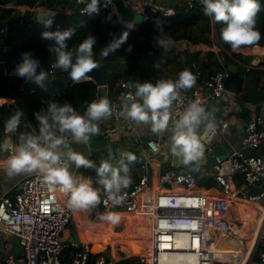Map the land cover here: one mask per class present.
Returning <instances> with one entry per match:
<instances>
[{
	"label": "built area",
	"instance_id": "1",
	"mask_svg": "<svg viewBox=\"0 0 264 264\" xmlns=\"http://www.w3.org/2000/svg\"><path fill=\"white\" fill-rule=\"evenodd\" d=\"M89 2L90 0H74V7L81 14V10ZM186 6L191 8L202 4L200 0H186ZM120 7L128 11L132 19H126L120 12ZM26 11L34 15L36 6L33 5ZM158 12L170 16L176 10L162 8L154 0H112V4L107 7L103 6L101 0L99 14H104L106 20H116L124 26L125 31L130 32L138 23L136 18L141 22L147 20L149 13ZM6 21L0 13L2 48L8 32ZM185 48L188 50L187 46ZM185 48L182 47L181 50L184 52ZM51 65L52 62L46 70L48 77L58 75ZM246 66L249 68V65ZM13 69L3 67L2 75L16 77ZM60 74L63 77L61 72ZM200 74L196 68L195 76ZM228 76L227 69L216 71L202 84L196 83L190 90H182L180 99L171 108L170 121L178 119L190 102L200 101L204 106L207 101L216 103L220 100L225 93H229L224 88V80ZM87 80L95 83L91 78ZM67 83V88L74 84L72 81ZM127 83L130 82L122 80L117 83L116 97L110 100L113 113L108 119L101 121L100 128L105 137L112 141L120 135L130 137L141 146L145 161L139 166L140 171L133 186L122 190L124 199L120 205L114 206L110 201L105 204L103 201L107 198L101 190L103 210L108 212L116 209L123 213H133L142 211L147 201L144 212L149 223V237L146 248L137 258L139 264H238L239 249L223 245L222 241L231 234H237L238 230L230 220L229 201L261 203L264 209V155H248L236 151L222 161L217 160L211 169L220 189V196L211 197L199 191L195 175L175 168L163 172L159 176L158 185L150 186L147 161L159 154L161 147L158 140L146 135L147 125L136 124L120 115L127 94L134 92L133 89L124 87ZM101 87L104 86H96L93 100H97ZM59 93L61 92L53 93L47 100L40 98L41 112L46 111L49 103H54L53 99ZM14 103L13 98L0 97V107ZM208 122H214L215 128L209 131L204 126L199 134L204 152L211 151L220 134L216 121L208 117L205 124ZM18 128L12 133L3 129L8 138L6 158L11 154L13 146L19 143V139L13 138ZM26 133L38 135L32 129ZM68 142H71L70 136ZM243 144L249 148L264 144V115L252 114L248 117ZM127 152L134 154L131 150ZM236 174L241 175V182L237 181ZM174 185H180L182 190H176ZM253 188L257 190L254 192ZM73 214L67 207V196L37 174H28L17 188L0 192V264H120L119 260L109 259L103 253L93 254L87 245L77 247L72 241L69 245L76 247V250L69 260L61 258L62 232ZM259 240L260 260L264 262V237L261 236ZM241 241L243 243V239Z\"/></svg>",
	"mask_w": 264,
	"mask_h": 264
},
{
	"label": "clouds",
	"instance_id": "2",
	"mask_svg": "<svg viewBox=\"0 0 264 264\" xmlns=\"http://www.w3.org/2000/svg\"><path fill=\"white\" fill-rule=\"evenodd\" d=\"M203 14L215 23L223 24L220 36L223 42L230 45L233 51L242 46L256 45L261 39V33L256 29V17L261 9L257 0H200ZM112 4V0H103V6ZM101 0H90L81 10L82 15H98ZM51 14L43 21L44 28H51L53 17ZM162 29H160V32ZM75 34L74 29L44 31L43 40L51 41L48 51L53 54L52 68L67 73L68 79L74 84L90 79L88 75L98 69L99 64L94 59L93 48L96 37H87L73 50H69L67 41ZM129 32L124 31L118 37L113 35L110 42L102 48L101 58H107L121 50L127 43ZM171 37L162 35L155 37V46L168 51L172 46ZM133 46L128 45L124 51L131 53ZM159 67V65H156ZM13 75L32 83L47 91L50 83L48 72L42 70L39 58L33 52L21 54L19 62L13 69ZM196 84V76L190 71L179 73L178 79H160L155 84L150 82L127 83L124 87L133 89L127 94L120 115L136 124L149 125L153 134H163L169 128L172 117L171 108L180 99L182 90H190ZM113 113L112 104L108 97H101L87 104L84 115H80L69 104L49 103L46 111L34 113L39 125V134H21L19 143L13 146L11 154L0 162L5 175L11 179L21 174H37L43 180L67 196V207L72 212H89L101 204V189L107 204L120 205L124 199L122 190L132 183L129 175V164L136 160L131 152L119 151V159L111 149L108 158L102 159L97 166L92 160L71 149L68 143L70 136L72 143L88 144L90 139L99 134L96 122L108 119ZM22 112H16L5 122L7 133L15 132L21 122ZM209 113L200 101L190 102L179 118L174 121L170 137V153L176 158H182L185 164L200 161L204 156V148L198 135V129L208 120ZM214 122L205 124L206 130H213ZM59 133V135H57ZM8 142L0 143V150H7ZM115 161V163H113ZM91 168L95 170L96 184L93 187L90 179L74 176L70 167ZM98 219L116 225L120 221L119 214L107 212L98 214Z\"/></svg>",
	"mask_w": 264,
	"mask_h": 264
},
{
	"label": "trees",
	"instance_id": "3",
	"mask_svg": "<svg viewBox=\"0 0 264 264\" xmlns=\"http://www.w3.org/2000/svg\"><path fill=\"white\" fill-rule=\"evenodd\" d=\"M257 2L261 5V9L256 17V29L261 33V39L256 45L242 46L238 51H233L230 45L222 41L220 36L221 28L225 25L215 23L206 17L203 14V6L189 8L185 5L183 8L176 9V12L170 16L160 12L149 13L147 20L134 25L133 30L129 32L128 41L122 49L105 59L100 56L102 48L110 42L113 35L118 37L125 31L124 26L116 20H106L104 14L81 15L74 7V0H0V13L7 19L6 24L8 26L4 47L10 49L9 52L5 53L2 50L3 48L0 47V64L5 69L14 68L19 62L21 54L31 51L35 57L39 58L42 70L46 71L53 60V54L48 51V46L53 42L43 40L41 38L42 32L74 29V36L67 41L69 50L76 48L91 33L97 40L93 48L96 62L116 61L119 63L118 66L110 70L106 77L109 95L113 97L118 91L117 83L122 80L131 83H156L157 80L154 79V75L159 69L156 65L167 63L170 56L164 48L155 46V37L160 34L164 38L171 37V39L178 42L200 43L202 50H210L205 54L207 60L199 65L197 61L200 53H191L193 61L198 65L197 69L201 73L196 77V83L202 84L212 73L225 68V66L221 68L218 66V69L213 68V65H215L214 56L217 51L221 52L222 60L226 65L236 63V61L249 65L253 58L251 54L256 51H264V0H257ZM33 5L36 6L34 15H30L28 11L21 14L20 11L24 6L29 9ZM15 10L17 14L11 17V13ZM39 12H45L49 16L55 13L51 28L45 29L43 23L49 16L42 19V21L37 20L36 14ZM160 29H162L161 32ZM214 44H218V48H215ZM128 45L133 46L131 53L124 51ZM144 53L149 54V60L147 69L141 70L138 60ZM258 66H264V59ZM258 66H250L246 72L247 83L244 89L239 92L242 100L250 102L264 100V87L258 89L260 76L264 74V71L258 69ZM61 73L68 82H71L67 73ZM22 82L23 80L18 77L0 75V97L15 100L13 105L0 107V142L5 137L3 132L5 122L11 115L16 112L24 113L19 128L25 132L29 129L27 120L33 119L34 113L41 112L39 106L41 95L36 91L24 93L21 89ZM96 86L91 80L75 83L55 96L53 101L58 105L69 103L78 110L80 115H84L87 104L93 101L95 97ZM29 96L32 97V103L35 104V107L30 114H27L25 97ZM114 153L118 152L115 151ZM86 158L99 166L102 159L108 158V154L92 153ZM78 170L96 183L97 176L94 169L82 167ZM103 213L104 210L101 204L91 210V215L94 218ZM120 264L136 263L133 259H124Z\"/></svg>",
	"mask_w": 264,
	"mask_h": 264
},
{
	"label": "crops",
	"instance_id": "4",
	"mask_svg": "<svg viewBox=\"0 0 264 264\" xmlns=\"http://www.w3.org/2000/svg\"><path fill=\"white\" fill-rule=\"evenodd\" d=\"M154 3L162 8L171 9L175 11L176 9L183 8L186 5V0H154ZM119 10L126 19H132V16L130 13H128V11H125L122 7H120ZM20 12L22 14L23 8ZM16 14L17 11L15 10L11 13L10 16L14 17ZM135 20L139 22L138 18H136ZM172 41L173 44L167 51V53H169L170 55L167 59L168 62L161 63L159 65V69L154 75V79H156L157 81L160 79H171L175 81L178 79L180 72L187 70L186 58L184 52L181 50L182 42L186 43V46L190 53H200L197 61L198 65L203 64L207 60L205 54L207 51L210 50H202L203 48L200 43L191 44L187 41L178 42L173 39ZM216 45L217 44H214V47L218 48L216 47ZM2 50L5 53L10 51V49L7 47H4ZM251 55H253V58L249 64V68L250 66H258V64L261 63V61L264 59V51H261L259 55L257 53H253ZM214 60L215 65H213V68L216 69H218V66L220 68L225 66V68L223 69H227V67L232 64L241 65V63H238V61H236V63L226 65L223 62L221 52L219 51L216 52ZM194 64L197 68L198 65L196 63ZM257 68L264 71V66H258ZM223 69L221 68L219 71ZM56 76H61V74L59 73ZM246 83L247 78L245 74L244 87ZM260 87H264V74L260 76L258 89ZM204 93H206V91H204ZM239 94L240 93L231 92L225 93L223 97L220 98V100L216 101V103H210L209 101L204 103V107L209 113L208 117L216 121L220 130V134L217 140L215 141V144L218 143L222 145L226 149L228 155L236 151L244 152L248 155H264V144L260 145L257 148H249L243 144V136L246 121L248 117L252 114L264 115V100L259 102L245 101L240 98ZM105 96L108 97L109 100H112L116 97V95H114L113 97L109 95L107 83L106 86L100 88L97 100ZM25 98L27 110L26 113L30 114L32 109L35 107V104L32 103V97L29 96ZM24 117L26 118V116ZM27 121L29 126V129L27 131L32 129L39 134V125L37 120L35 119V116L33 119H28ZM101 121L96 122L97 125H101ZM173 124L174 122L170 121L168 130L163 134L159 135L153 134L148 125L145 126L146 135L148 137H153L154 139L158 140L161 147L159 154L152 156L147 161L148 184L150 186L158 185L159 176L163 172L173 168L171 162L172 155L170 153V137L172 135ZM204 126L205 121L200 125L199 129L197 130L198 135L201 133V130ZM27 131L24 132L21 130V128H18V131L13 135V138L19 139L20 135L25 134ZM57 135H59V133H57ZM114 136L117 137L116 133H114ZM7 139L8 138L5 135V137L1 139L0 143H3ZM68 143L73 151L81 153L85 157L89 156L92 153L106 155L108 154L109 149H111L113 153L115 151L118 152V150L133 151L134 155L136 156V160L129 164V175L131 176L132 183L125 190L131 188L137 180L140 171V164H138L139 157H142L143 161H145V156L142 152L141 146L138 145V143L133 142L132 139L128 136L120 135L119 138H116L115 141H112L106 138L102 131L101 137L91 138L88 144H78L72 142ZM116 158L119 159L118 153H116ZM6 159L7 158L5 150H0V162H3ZM113 163H115V161H113ZM69 170L76 177L90 179L93 183V187H100L90 177L85 176L81 171L75 168L74 165H72ZM27 175L28 174H21L9 179L5 175L3 168L0 167V192H6L12 189L13 187L17 188L20 181ZM195 177L199 191L205 192L211 197L221 195L220 189L214 180L211 167H198L196 169ZM236 178L238 182L242 181L240 174H236ZM256 190V188L252 189V191L254 192ZM146 206L147 201L145 202L142 211L138 210L133 213H123L116 209L108 211L119 214L120 221L116 225L101 221L100 219H98V217L94 218L91 215V211L74 213L71 219L69 220L66 228L62 232L61 240L63 247L61 251V258L63 260H69L70 256L76 250V247H71L69 245V242L72 241L76 243L77 247L87 245L88 247H90V251L93 254L103 253L109 259H117V257H119V254L122 253L124 250L129 254H133L132 258L124 259H133L136 264H139L137 258L148 244V238L144 240L143 236L147 234L149 237V223L146 219L147 215L144 212ZM106 213L107 212L104 211L103 214ZM229 214L231 222L236 224L238 229L237 234H231L228 238H235L236 241L240 243V245L235 244L233 246L238 249L239 247L241 248L238 253V256L240 258L238 264H264V262L260 260V253L258 249V245L260 242L259 239L261 236H264L263 205L261 203H248L239 200H230ZM132 235L135 236L132 237ZM241 239L244 240L243 243ZM122 246H124V249ZM124 259L119 260V263H121Z\"/></svg>",
	"mask_w": 264,
	"mask_h": 264
},
{
	"label": "water",
	"instance_id": "5",
	"mask_svg": "<svg viewBox=\"0 0 264 264\" xmlns=\"http://www.w3.org/2000/svg\"><path fill=\"white\" fill-rule=\"evenodd\" d=\"M27 8H28L27 6L23 7L22 14L26 12ZM52 14H55V13H52ZM48 16L49 14L43 13V12H39L36 14L38 21H42V19L47 18ZM185 46H186V43L182 42V47L185 48ZM216 47H218V44L216 45ZM184 55L186 58L187 71H190L193 75H195L196 66L194 64L191 53L186 48L184 49ZM148 58H149L148 53H144L141 56V58L138 60V65L141 70L147 69ZM98 64H99L98 69L93 70L88 75L91 77V79L95 81V83L98 86H106V77L108 73L110 72L111 69L118 66L119 63L116 61H105V62H100ZM227 71L229 72V76L225 78L224 80L225 90L231 93H239L240 91H242L244 87L245 74L248 71L247 66L245 64H241V65L232 64L227 67ZM59 73H60L59 71H56V74H59ZM2 74H3V65L0 64V75ZM48 80L50 81V83L47 86V91H44L38 88L32 83H26L25 81L22 82L21 89L24 93H31V92L36 91L45 100L49 99L53 93L63 92L65 89H67L68 83L62 76L48 77ZM98 128H99V134L93 137H101L100 125ZM7 142H8V139H7ZM227 157H228V153L226 149L222 145L217 143L212 146L211 151L204 152V156L200 161L192 162L190 164H185L182 158L178 159L172 156L171 162H172L173 168L181 170L183 172L188 171L192 173L193 175H195L196 169L198 167L200 166L211 167L212 165L216 163L217 160L222 161L226 159ZM143 162H144L143 158L139 157L138 164L141 165L143 164ZM174 187L176 188V190H182L180 185H174Z\"/></svg>",
	"mask_w": 264,
	"mask_h": 264
},
{
	"label": "rangeland",
	"instance_id": "6",
	"mask_svg": "<svg viewBox=\"0 0 264 264\" xmlns=\"http://www.w3.org/2000/svg\"><path fill=\"white\" fill-rule=\"evenodd\" d=\"M261 53V51H256L255 53ZM142 233V232H141ZM135 235H132V237H134ZM144 237V240L145 239H147L148 238V235L146 234L145 236H143ZM142 240H143V238H142ZM125 245V244H124ZM123 247V249H124V246H122ZM132 256H133V254H129V253H127V252H125L124 250H123V252L122 253H120L119 254V257H117V259L118 260H121V259H124V258H132Z\"/></svg>",
	"mask_w": 264,
	"mask_h": 264
},
{
	"label": "bare ground",
	"instance_id": "7",
	"mask_svg": "<svg viewBox=\"0 0 264 264\" xmlns=\"http://www.w3.org/2000/svg\"><path fill=\"white\" fill-rule=\"evenodd\" d=\"M222 241H223V245H231V246H234L235 244L240 245V243H238L235 238H232V239L227 238V239H223ZM240 250H241V248L239 247V251ZM239 260H240V258L238 256L237 261H239Z\"/></svg>",
	"mask_w": 264,
	"mask_h": 264
}]
</instances>
